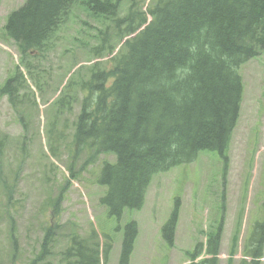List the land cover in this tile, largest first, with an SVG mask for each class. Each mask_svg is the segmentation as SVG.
<instances>
[{
  "label": "rangeland",
  "instance_id": "374dc122",
  "mask_svg": "<svg viewBox=\"0 0 264 264\" xmlns=\"http://www.w3.org/2000/svg\"><path fill=\"white\" fill-rule=\"evenodd\" d=\"M149 1L134 0L133 10L145 11ZM157 1L151 0L150 6ZM23 2L0 0V86L17 66L26 82L15 107L6 96H0V264H32L45 231L52 228L47 254L35 264H66L61 259L69 234L88 239L93 231L101 245L102 234L113 236L105 264H118L123 228L131 220L137 223L138 235L129 264H190L186 253L195 243H203L221 220L217 264H227L230 259L232 264L249 261L243 258L252 247L248 240L263 219L264 52L239 69L243 98L225 172L216 152L202 151L193 163L153 176L142 208L125 209L117 220L98 203L106 188L95 182L102 162H113L114 157L101 155L87 169L81 168L86 153L73 159L72 135L81 107L73 85L86 81L92 65L110 69L125 25L117 31L114 22L92 15L80 5L74 7L57 32L52 50L42 58L28 59L30 79L16 45L3 33L7 14ZM129 7L122 3L117 20L128 16ZM71 74L73 85L62 94L69 97L65 100L70 106L56 112L51 103ZM59 133L62 136L57 139ZM70 167L75 177H71ZM177 197L179 219L170 248L160 230ZM204 253L197 261L208 259ZM261 259L264 264V250Z\"/></svg>",
  "mask_w": 264,
  "mask_h": 264
},
{
  "label": "trees",
  "instance_id": "16d2710c",
  "mask_svg": "<svg viewBox=\"0 0 264 264\" xmlns=\"http://www.w3.org/2000/svg\"><path fill=\"white\" fill-rule=\"evenodd\" d=\"M79 1L93 13L114 17L122 0H25L7 16L5 37L18 46L30 79L28 59L51 50L57 32ZM147 14L151 21L127 43L125 56L111 69L92 65L86 81L73 85L71 75L62 90L67 92L73 85L80 98L72 135L73 159L86 153L81 168L87 169L99 155L115 157L113 163L102 162L96 179L106 188L99 203L115 219H120L124 209L142 207L155 174L190 164L202 151L216 152L226 169V150L239 119L243 93L238 69L264 50V0H158L148 6ZM145 22L143 13L130 32ZM25 83L20 70H15L0 87V96L6 95L14 107L13 99ZM66 97L61 92L58 112L70 106ZM61 136L59 133L57 139ZM69 172L75 177L72 167ZM178 213L176 199L161 228L169 247H173ZM256 227L251 260L241 264H260L264 219ZM50 232L45 231L32 264L47 254ZM93 235L96 240L86 242L74 235L62 260L71 264L106 262L112 238L106 234L101 246ZM136 235V224H126L118 264L129 263ZM221 235L220 226L208 235V259L195 263L202 254L201 243L187 253L190 264H217Z\"/></svg>",
  "mask_w": 264,
  "mask_h": 264
}]
</instances>
